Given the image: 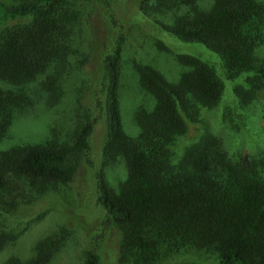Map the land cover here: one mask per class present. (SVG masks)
I'll return each mask as SVG.
<instances>
[{"label":"trees","instance_id":"1","mask_svg":"<svg viewBox=\"0 0 264 264\" xmlns=\"http://www.w3.org/2000/svg\"><path fill=\"white\" fill-rule=\"evenodd\" d=\"M67 0H0V80L19 94L26 84L54 65L69 37ZM137 10L152 24L186 42H197L219 57L243 106L264 92V0H138ZM123 33L102 58L100 166L94 172L96 202L104 224L120 232L123 259L147 264L154 259L155 236L175 244L214 251L221 264H264V148L257 156L230 152L223 137L207 130L174 156L185 134V119L196 122L201 109L218 103L223 84L214 68L189 54H177L179 70L167 78L150 64H135L139 88L147 97L132 112L125 132L120 103ZM80 62L83 66L86 61ZM57 65V64H56ZM55 79L47 74L43 85ZM54 92L55 90H51ZM11 91L6 100L15 105ZM264 138V104L257 110ZM96 118L77 124L69 142L12 146L0 150V189L7 175L71 183L90 163L89 136ZM0 120V139L4 130ZM121 157L125 178L117 187L105 167ZM6 240L0 235V249ZM59 248L42 238L24 263L48 264ZM89 248L80 264H97Z\"/></svg>","mask_w":264,"mask_h":264},{"label":"rangeland","instance_id":"2","mask_svg":"<svg viewBox=\"0 0 264 264\" xmlns=\"http://www.w3.org/2000/svg\"><path fill=\"white\" fill-rule=\"evenodd\" d=\"M138 0H67L69 37L62 55L22 87V94L0 80V120L5 127L0 150L12 146L65 143L71 141L79 120L95 117L89 136L90 163L74 180L60 184L7 175L0 189V264L24 263L34 255L35 244L50 236L59 248L48 264H80L83 252L92 248L97 264H134L120 252V232L104 224V210L96 202L94 172L100 166L103 123L96 103L101 99L102 58L112 49L117 33L124 40L120 59V103L125 132L133 130L132 112L146 94L139 88L135 64H150L167 78L179 70L177 54H189L211 65L223 84L215 107L201 109L196 122L185 119L186 132L173 146L174 156L202 131L223 137L230 152L259 155L264 148L257 110L264 92L243 106L233 87L243 78H226L218 56L197 42H186L152 24L137 10ZM86 61L81 66L80 62ZM57 64V65H56ZM47 74L55 79L43 85ZM51 90H55L52 92ZM11 91L15 105L7 102ZM10 97V96H9ZM125 178L121 157L105 167L109 186ZM155 236L154 259L147 264H221L214 251L175 244L166 236Z\"/></svg>","mask_w":264,"mask_h":264}]
</instances>
